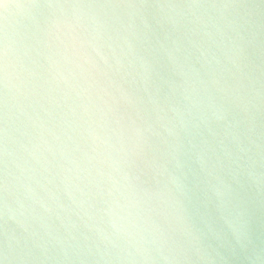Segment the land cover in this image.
<instances>
[{
	"label": "water",
	"instance_id": "1",
	"mask_svg": "<svg viewBox=\"0 0 264 264\" xmlns=\"http://www.w3.org/2000/svg\"><path fill=\"white\" fill-rule=\"evenodd\" d=\"M0 253L264 264V0L0 3Z\"/></svg>",
	"mask_w": 264,
	"mask_h": 264
},
{
	"label": "clouds",
	"instance_id": "2",
	"mask_svg": "<svg viewBox=\"0 0 264 264\" xmlns=\"http://www.w3.org/2000/svg\"><path fill=\"white\" fill-rule=\"evenodd\" d=\"M235 234L237 239L239 240L241 237H243L244 235V225L241 222V224L239 225V227L235 230Z\"/></svg>",
	"mask_w": 264,
	"mask_h": 264
},
{
	"label": "snow or ice",
	"instance_id": "3",
	"mask_svg": "<svg viewBox=\"0 0 264 264\" xmlns=\"http://www.w3.org/2000/svg\"><path fill=\"white\" fill-rule=\"evenodd\" d=\"M3 2H4V0H0V3H3ZM226 6H232V5H226ZM237 6L243 7L242 5H237ZM5 55H6V50H5ZM6 78H7V73L5 71V80H6ZM0 254H3L5 256V259H8V256L6 253H0Z\"/></svg>",
	"mask_w": 264,
	"mask_h": 264
}]
</instances>
